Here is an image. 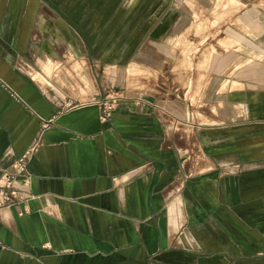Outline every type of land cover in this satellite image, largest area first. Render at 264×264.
Returning <instances> with one entry per match:
<instances>
[{
	"label": "crops",
	"instance_id": "obj_1",
	"mask_svg": "<svg viewBox=\"0 0 264 264\" xmlns=\"http://www.w3.org/2000/svg\"><path fill=\"white\" fill-rule=\"evenodd\" d=\"M40 5L0 0V180L38 142L0 264H264V0H162L123 36L83 4L74 85L28 62Z\"/></svg>",
	"mask_w": 264,
	"mask_h": 264
},
{
	"label": "rangeland",
	"instance_id": "obj_2",
	"mask_svg": "<svg viewBox=\"0 0 264 264\" xmlns=\"http://www.w3.org/2000/svg\"><path fill=\"white\" fill-rule=\"evenodd\" d=\"M160 1L162 0H40V23L33 31L34 42L28 53V62L35 72L39 73L41 81H45V78L50 76L51 82L56 85L78 84L83 81V72H81L83 71V59L79 58L73 50L80 49V40L83 39V4L92 8H102L98 12V19H102L101 24L111 19V16L118 17L121 23L120 36H123L134 33L133 26L129 24L133 20L136 23H143V19L150 12L149 7ZM133 5L136 8L130 9ZM113 30L115 34H118L117 25ZM60 33L65 36L70 35L73 40L72 46L76 44V47H69V43L65 44ZM143 33L144 26H136V34L142 35ZM55 34L59 37L56 38ZM108 34L110 35L111 32L107 30L103 32L104 37ZM208 43V41L202 43L200 51L196 50L197 53L205 49ZM189 54L191 57L192 54L190 52ZM47 57L56 58V65H53L49 71L44 67V63L48 60Z\"/></svg>",
	"mask_w": 264,
	"mask_h": 264
},
{
	"label": "built area",
	"instance_id": "obj_3",
	"mask_svg": "<svg viewBox=\"0 0 264 264\" xmlns=\"http://www.w3.org/2000/svg\"><path fill=\"white\" fill-rule=\"evenodd\" d=\"M122 95L117 92H106L102 97L92 98L89 104L99 108L101 119H107L110 112L116 108ZM82 103H79L81 105ZM46 124H44V127ZM38 142H34L21 156L11 159L9 165L2 170L0 180V208L18 206L27 201L29 196L26 189L30 183V175L26 165L29 157L36 150ZM22 214V211L19 212Z\"/></svg>",
	"mask_w": 264,
	"mask_h": 264
}]
</instances>
